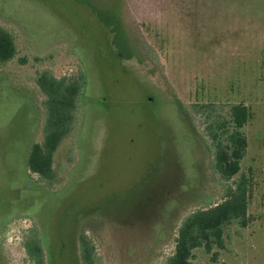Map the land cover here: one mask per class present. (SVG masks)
Segmentation results:
<instances>
[{"label": "rangeland", "instance_id": "rangeland-1", "mask_svg": "<svg viewBox=\"0 0 264 264\" xmlns=\"http://www.w3.org/2000/svg\"><path fill=\"white\" fill-rule=\"evenodd\" d=\"M16 56L0 64V264H165L181 220L245 180L247 224L190 264H264V0H0ZM85 84L80 120L53 155L63 183L25 166L43 140L36 80ZM212 104L214 110L205 108ZM243 105L246 149L228 181L207 127Z\"/></svg>", "mask_w": 264, "mask_h": 264}, {"label": "trees", "instance_id": "trees-1", "mask_svg": "<svg viewBox=\"0 0 264 264\" xmlns=\"http://www.w3.org/2000/svg\"><path fill=\"white\" fill-rule=\"evenodd\" d=\"M13 36L0 27V64L5 65L16 56ZM39 92L43 95V140L29 147L25 166L39 176V182L48 190L62 184V178L53 168V155L60 143L74 132L80 120L79 103L85 84L83 72L75 79L55 80L48 71H43L36 80ZM205 108L213 111V105ZM230 122L217 123L207 127L211 145L213 169L220 180L228 181L239 172L240 161L246 149L243 127L248 122V110L243 105L230 107ZM228 187L223 201L216 206L199 209L186 215L180 222L174 240L172 255L165 264H190L193 251L202 248L211 253L213 245L223 247L224 228L232 223L240 227L247 224L245 180ZM81 264H95L94 247L84 236L78 238ZM27 247L39 256L36 264H45L42 243L34 235Z\"/></svg>", "mask_w": 264, "mask_h": 264}]
</instances>
